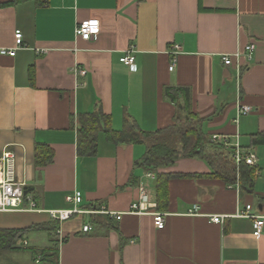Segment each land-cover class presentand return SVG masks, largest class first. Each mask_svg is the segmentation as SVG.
Segmentation results:
<instances>
[{
  "label": "crops",
  "instance_id": "0c3cea01",
  "mask_svg": "<svg viewBox=\"0 0 264 264\" xmlns=\"http://www.w3.org/2000/svg\"><path fill=\"white\" fill-rule=\"evenodd\" d=\"M6 1L13 3L0 7V49L16 47V29L23 46L14 56L0 54V153L14 152L17 178L34 209L24 202L26 209L0 211V228L50 226L48 211L74 207L66 196L75 190L80 209L102 206L122 215L109 223L106 214L93 222L97 214L83 213L59 222L54 233L29 230L18 241L21 249L0 253L19 254V262L0 264H264V224L256 237L252 220L236 215L246 205L264 215L263 188L240 191L212 176L203 159L179 158L160 169L181 176L167 183L160 210L167 214L158 229L152 215L129 212L141 181L157 208L155 178L135 165L145 145L116 143L103 131L94 155H79L76 145L79 117L98 110L114 130L124 119L146 132L168 126L177 103L164 88L185 86L208 138L226 136L259 153L251 137L264 133V0H201L206 10L199 0L0 3ZM92 18L99 32L89 40L76 36V25ZM248 44L254 45L250 59ZM173 45L180 52L169 70ZM131 46L132 68L119 60ZM236 51L242 55L225 66L222 56ZM239 103L251 111L238 114ZM49 153L51 161L37 164V155L45 160ZM215 215L224 218L212 222ZM85 224L92 225L88 233ZM51 247L58 249L57 261L40 253Z\"/></svg>",
  "mask_w": 264,
  "mask_h": 264
},
{
  "label": "trees",
  "instance_id": "16d2710c",
  "mask_svg": "<svg viewBox=\"0 0 264 264\" xmlns=\"http://www.w3.org/2000/svg\"><path fill=\"white\" fill-rule=\"evenodd\" d=\"M42 2L44 0H36ZM13 1L1 2L0 7L8 6ZM199 8L206 10L199 0ZM164 95L177 103V111L172 123L156 131L146 132L139 130L129 119H124L119 130L110 127L109 116L102 111L83 114L79 117L77 129V153L79 155H94L96 151L97 135L103 131L107 138L116 143H134L145 145V153L135 165L143 167L155 174V190L158 211L166 202L167 183L173 177L181 175L165 173L160 169L172 165L179 158L197 157L203 159L211 168V175L224 181L225 184H237L240 191L253 193L256 175L259 171L257 165L251 166L245 162L238 165L233 158V148L226 147L223 143L212 142L202 129L203 120L191 110V96L189 88L185 86H167ZM181 99L179 102H177ZM264 145V133L254 134L251 137V146ZM52 153L43 157L37 155V164L51 161ZM195 177V176H192ZM264 201V197H261ZM262 203V202H261ZM262 205V204H261ZM262 207V206H261ZM93 222L98 219L94 215ZM106 216V217H105ZM104 216V221L110 223V217ZM49 224H36L24 229L0 228V253L3 251L19 250V239L29 230H47L54 233L58 221L52 220ZM57 242L56 240H53ZM48 252L50 253L48 255ZM40 253L45 258L58 256V249L44 248Z\"/></svg>",
  "mask_w": 264,
  "mask_h": 264
},
{
  "label": "built area",
  "instance_id": "2783aa9c",
  "mask_svg": "<svg viewBox=\"0 0 264 264\" xmlns=\"http://www.w3.org/2000/svg\"><path fill=\"white\" fill-rule=\"evenodd\" d=\"M99 20L98 19H86L79 22L75 28V35L84 39L89 40L93 36H95L99 32ZM14 39H15V48H1L0 54H6L9 56L15 55V50L18 47L23 46V36L20 29H16L14 31ZM254 50L253 44H248L245 47V53L248 59L251 58V54ZM180 52V48L178 45H173L170 53L173 54L171 63L169 65V70H173L176 55ZM242 55V52L236 51L233 54H224L222 56V62L225 66H229L232 63V58H239ZM120 62L132 68L135 63L134 57V48L129 47L124 54L120 57ZM80 74H84V71H80ZM240 102V101H239ZM251 111V107L245 104L238 105V114L245 115ZM212 142H220L223 143L226 147L233 148V158L235 163L238 165L240 162H245L248 165L254 166L256 164V154L251 150H244L237 141L230 142L229 137L212 135L210 137ZM148 179H154L155 175L151 171H147L145 175ZM26 184L19 180L16 175V159L15 154L12 150L3 149L0 153V211H12V210H23L26 209L24 207V202L30 209H34V203L31 197L27 193H25ZM138 195L137 198L132 202L130 206V213L133 214H150L153 217V222L156 228L162 229L165 223V216L167 213L158 211L156 209V203L151 199V192L149 184L141 181L137 186ZM66 201L74 204V207L70 209L64 210H49L48 214L52 220H57L58 222H62L70 219L76 215H80L83 213L87 214H106L109 217L114 219H120L121 213L117 214L114 212L107 211L104 207H93L90 209H80L78 206L81 204L82 196L81 192L75 190L72 194L66 196ZM196 209L197 207L194 206ZM251 205H246L245 210L237 212V216L239 217H247L252 220L253 226V235L259 236L261 232V227L264 224V215H258L251 212ZM189 213H194L193 211H189ZM224 216L215 215L210 218L212 222L220 223L223 220ZM92 230L91 224H85L82 227L83 233H88Z\"/></svg>",
  "mask_w": 264,
  "mask_h": 264
},
{
  "label": "rangeland",
  "instance_id": "374dc122",
  "mask_svg": "<svg viewBox=\"0 0 264 264\" xmlns=\"http://www.w3.org/2000/svg\"><path fill=\"white\" fill-rule=\"evenodd\" d=\"M255 154L257 155L258 157V163H259V171L256 175V178H255V183L259 189L260 188H263L264 189V145H261L260 146V150H259V153L255 151ZM6 255H3L1 258H0V262L2 263L4 260V258H12L13 260L15 259L17 262H19V254H8V253H5ZM8 254V255H7ZM15 262V261H14Z\"/></svg>",
  "mask_w": 264,
  "mask_h": 264
},
{
  "label": "water",
  "instance_id": "95a60500",
  "mask_svg": "<svg viewBox=\"0 0 264 264\" xmlns=\"http://www.w3.org/2000/svg\"><path fill=\"white\" fill-rule=\"evenodd\" d=\"M25 193H27V187H26ZM260 208H261V206H259V209H260Z\"/></svg>",
  "mask_w": 264,
  "mask_h": 264
}]
</instances>
